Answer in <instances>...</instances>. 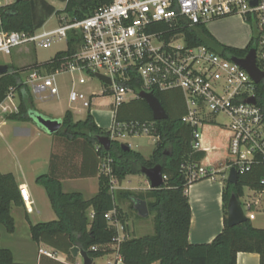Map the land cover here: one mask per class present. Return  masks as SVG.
Masks as SVG:
<instances>
[{"label":"trees","instance_id":"1","mask_svg":"<svg viewBox=\"0 0 264 264\" xmlns=\"http://www.w3.org/2000/svg\"><path fill=\"white\" fill-rule=\"evenodd\" d=\"M110 2L111 0H68L62 9H56L46 0L14 2L0 8V27L7 31H34L53 14L66 13L70 17L81 19ZM184 33L189 45H205L226 57H243L250 48L257 46L255 28H252L250 41L243 49L221 44L203 25L185 29ZM79 44L80 37L70 33L67 48L41 65L47 70L55 69L61 65L59 59L74 53ZM7 67V72L0 75V103L12 87L17 94L18 110L6 115V118L27 121L32 120L35 114H43L35 108L29 87L24 84L18 72L25 68ZM16 69L17 72H11ZM123 84L135 90L140 89V80L134 75L131 81ZM153 94L168 114L167 119L154 120L147 103L139 97L122 102L114 114V121L117 123L124 120L131 122L134 118L140 119L139 122H154L153 135L157 140L148 158L131 148L122 149L121 143L110 138L111 130L99 127L90 111L85 119L78 121L73 119L70 111L65 112L61 118V128L56 133L68 142L82 140L94 150L95 170L89 175L81 173L80 176L96 175L107 160H110V172L106 176L100 174L98 191L85 199L78 191L63 192L61 177L51 164V169L37 176L35 182L44 188L56 219L31 225V239L69 254L70 248L77 245L94 259L116 251L123 264H236L238 252L257 253L259 264H264V228L253 226L249 218L236 226L229 227L226 224V204L231 194L239 199L245 186L264 193V160L256 155L248 169L238 173L236 183L225 181L222 230L210 242L190 243L188 232L191 208L185 193L189 184L182 165H200L205 152L191 147L192 128L182 121L185 106L180 92L170 89L153 91ZM256 98L264 111V78L256 85ZM98 135L111 139L109 150H105L97 142ZM229 138L230 134L228 141ZM229 157L225 164L231 163L232 158L230 155ZM157 164L161 166L165 176L162 186L150 188L145 194L121 189L117 196L114 195L111 180L120 184L129 174H139L141 167ZM132 197L147 201L149 213H154L153 232L117 241L116 230L109 225L105 215L115 208L118 198L128 199L130 209L134 210ZM21 204L14 176L11 173H0V225L8 233L13 232L15 224L11 208ZM0 264L32 263L16 262L12 251L0 245Z\"/></svg>","mask_w":264,"mask_h":264},{"label":"built area","instance_id":"2","mask_svg":"<svg viewBox=\"0 0 264 264\" xmlns=\"http://www.w3.org/2000/svg\"><path fill=\"white\" fill-rule=\"evenodd\" d=\"M14 2L0 0V8ZM228 16H240L251 31L255 28V62L264 72V0H111L81 19L59 14L58 26L47 31H40L42 26L34 31H7L0 27V53L11 54L16 47L47 37L78 35L79 46L74 53L59 59L61 67L45 72L40 64L11 72L18 71L21 76L25 73L24 84L33 92L46 93L50 98L59 94L58 73L80 74L78 84L102 74L111 80V84H104L109 87L107 92L115 106L132 90L123 83L131 81L133 75L140 80L138 93L177 89L185 104L182 121L192 128L194 150L202 149L200 128L207 120L206 114L226 115L228 121L224 125L230 132L228 152L232 158L225 167L228 169L226 179L231 167L238 173L244 172L256 155L264 160V111L257 103L258 83L231 57L205 45H189L184 30ZM75 86L73 82L70 100H80L88 107V96ZM14 93L11 87L0 103L1 114L17 112ZM252 96L255 103L248 102ZM110 130V138L115 139L123 132L153 135L155 129L154 122L131 121L116 123ZM109 161L101 169L106 175L110 172ZM182 169L188 184L215 179L221 172L216 167L192 163L183 164ZM18 190L27 212H33L34 202L27 187L20 185ZM113 215L111 210L105 217L113 222Z\"/></svg>","mask_w":264,"mask_h":264},{"label":"crops","instance_id":"3","mask_svg":"<svg viewBox=\"0 0 264 264\" xmlns=\"http://www.w3.org/2000/svg\"><path fill=\"white\" fill-rule=\"evenodd\" d=\"M207 30L221 44L241 49L247 47L252 35L250 28L251 34L247 44L245 46H240L237 42H232L230 37L216 35L208 28ZM26 51L28 52V49ZM40 64L42 63L34 62L31 67ZM58 67H61V65ZM16 68L21 69L19 66ZM25 69L27 68L25 67ZM43 69L45 72L55 70H47L45 67ZM79 76L80 74L71 75L68 72L58 73V82L59 77H63L64 85L67 89L63 90L59 85V94L51 98L46 97V93H41L39 95L33 92L29 87L35 108L48 117L58 118L60 120L67 110L71 112L75 121L85 119L87 112L90 110L87 109L80 100L72 101L69 98L73 82L76 85V89L83 92L85 90L84 86L92 81V79H89L83 84H78L77 79ZM93 92L94 91L90 93L83 92L88 96V107L91 105L92 96L95 95ZM132 99L133 98H130V100ZM16 101L18 103V99H16ZM123 102L127 101L124 100ZM109 105L112 124L108 129L117 123L114 121V114L119 106L114 105L113 98ZM207 122L212 121L208 119L205 120L200 128L201 150L205 152V158L201 161L200 165L220 169L221 172L218 174L224 179V182L217 180L215 177V179H200L187 186L185 193L191 208V221L188 232V240L190 243L210 242L222 230L224 225L222 195L227 179H225L224 176L228 172V169L225 168L228 164L224 162L230 158L227 150L230 132L226 127L224 129H219L217 125ZM96 124L98 125V123ZM0 137L4 142V147L0 148V173H11L18 187L20 185H25L27 187L31 199L34 202L33 212H27L23 202L20 206H12L11 215L15 223L14 230L11 233L6 232L7 236L4 242H2V235L0 236L1 247L10 249L13 253L14 260L19 263L79 264L77 260L79 255L73 257L69 253L55 250V248L46 243L35 242L31 239V225L56 219V214L51 208L44 188L37 184L35 179L37 176L47 173L49 169H51L52 164L54 171L59 173L61 177L60 180L63 192L78 191L82 193L85 199H89L99 189V176L102 170L96 175H80L81 173L89 175L95 170L94 150L89 144L82 140L68 142L57 133H48L42 130L32 120H10L3 114L0 115ZM154 137L156 142L157 137ZM40 138H45V141L39 144L38 141L40 142ZM129 148L134 150L130 145ZM41 157L44 159L43 164H45L46 168V171L43 173L37 172L42 164ZM112 188L118 190L126 189L122 186V183H112ZM249 190L251 194L256 191L251 188H249ZM85 193L87 194L85 195ZM244 195L245 192L243 188V195L238 199L239 202ZM47 202H49L52 211L48 209V211H46ZM256 203L257 201L254 202L252 200L247 202L249 213L245 215H247L248 218L251 216L249 219L253 226L264 228V211L258 213L256 210ZM122 205L123 200L118 198L115 208L112 210L114 212L113 216L115 217V221H108L109 225L116 230L115 238L118 239V241L132 237L120 218ZM47 253H50V255H47ZM102 258L104 259V264H123L116 251L104 255ZM236 264H259V255L251 252H238L236 255Z\"/></svg>","mask_w":264,"mask_h":264},{"label":"rangeland","instance_id":"4","mask_svg":"<svg viewBox=\"0 0 264 264\" xmlns=\"http://www.w3.org/2000/svg\"><path fill=\"white\" fill-rule=\"evenodd\" d=\"M46 1L52 4L56 9H62L65 5L64 3L57 0ZM58 24V17L57 15L53 14L46 19V21L40 28V31H47L53 29L57 27ZM206 27L216 35L218 34L230 37V39H232V42H237V44H239L240 46H245L247 44L249 36L251 34L249 26L247 25V23H244L243 19L240 16H228L224 18L215 19L207 22ZM67 41L68 38L55 36L44 38L33 44H27L16 47L11 51V54L0 53V64H6L14 67L19 66L21 68H29L34 64V62L45 63L52 59L57 52L64 51L67 48ZM27 49L28 52L26 51ZM25 75L26 74L24 73L22 77H24ZM59 85L61 89H67L64 85L63 77H59ZM84 89L85 90L83 92L85 93H90L91 91H94L93 93H95V95L92 96L90 107H87V109L90 110L91 115H94V121L96 120L95 122L98 123V126H100L102 129H108L112 124V117L110 116L109 105V103L112 101V96L110 93L107 92L109 90V87H107V85H105L99 79L93 77L92 81L84 86ZM137 95L138 90L132 89L126 93L124 99L128 102L130 101V98H138ZM14 96L15 99H17L16 93H14ZM1 113L2 112L0 111V115H2ZM206 118L212 121L207 123H213L217 125L219 129H224V124L228 121V118L224 114L207 113ZM131 121L141 120L138 118H134V120ZM127 122H130V120H124L122 123ZM44 139L45 138H40V142L38 141V143H43L45 141ZM115 140L119 143L129 144L134 150L141 152V154H143V156L145 157H148L150 155L155 145V137L151 134L130 135L127 132H123L122 135H116ZM1 147H4V142L0 137V148ZM41 160L42 164L37 172L43 173L46 171V168L45 164H43V157H41ZM101 174L106 176L104 170L101 172ZM216 178L217 180H221L224 182V179L220 177V174H217ZM122 186L125 187L127 190L143 194H145L146 191L150 189L146 177L141 173L129 174L128 176H126V178L122 182ZM111 190L114 195L117 196V192L119 190L116 188H112ZM244 192L245 195L240 199V203L245 214L249 213V210L247 208V202L250 200L254 202L257 201L256 210L258 213L263 212L264 193L262 191L256 190L251 194L248 187H244ZM86 194L87 193H85V195ZM45 209L46 211H52L49 202H47V207ZM120 216V218H122V223L128 229L132 237H139L146 234H151L153 232L154 213H149L146 218L139 217L133 209H130L128 199L123 200ZM0 232L2 235V242H4L7 233L2 225H0ZM77 260L79 264L83 263L81 256H79ZM93 264H104V259L102 257L95 258Z\"/></svg>","mask_w":264,"mask_h":264},{"label":"water","instance_id":"5","mask_svg":"<svg viewBox=\"0 0 264 264\" xmlns=\"http://www.w3.org/2000/svg\"><path fill=\"white\" fill-rule=\"evenodd\" d=\"M23 0H15V2H20ZM62 3H66L68 0H57ZM231 60L236 62L240 67L245 69L248 74L253 78L255 83H259L264 78V72L259 70L255 62V49L250 48L244 57H231ZM7 65L0 64V75L7 72ZM97 78L105 84H111L109 77L102 74H97ZM138 97L145 100L148 107L151 110L152 118L154 120H164L168 118L164 107L158 100V98L152 92L140 91ZM248 102L255 103V97L252 96L248 99ZM32 121L36 123L42 130L48 133H56L60 130L62 122L58 118L48 117L43 114H35L32 117ZM97 142L105 149L109 150L111 139L105 135H98L96 137ZM121 148L124 150L129 149V145L126 143H121ZM140 173L143 174L149 183V187L152 189L159 188L164 184V175L159 164L152 167H141ZM238 178V172L235 167H231L227 176L226 181L229 183H236ZM133 208L137 215L141 218H146L149 215V209L147 201L139 197L131 198ZM248 216L245 215L241 203L235 194H231L226 204V224L229 227L239 225L247 220ZM70 254L73 257L81 256L82 264H93L94 258L89 255V253L74 245L70 248Z\"/></svg>","mask_w":264,"mask_h":264}]
</instances>
